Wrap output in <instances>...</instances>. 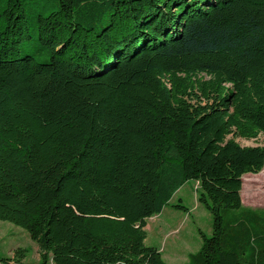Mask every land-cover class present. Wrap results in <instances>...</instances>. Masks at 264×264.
I'll list each match as a JSON object with an SVG mask.
<instances>
[{
    "label": "trees",
    "instance_id": "obj_1",
    "mask_svg": "<svg viewBox=\"0 0 264 264\" xmlns=\"http://www.w3.org/2000/svg\"><path fill=\"white\" fill-rule=\"evenodd\" d=\"M25 5L0 8V220L39 264H170L145 227L190 180L212 235L183 264H264V210L241 198L264 146L236 141L264 136V0ZM31 20L44 62L20 55Z\"/></svg>",
    "mask_w": 264,
    "mask_h": 264
},
{
    "label": "rangeland",
    "instance_id": "obj_2",
    "mask_svg": "<svg viewBox=\"0 0 264 264\" xmlns=\"http://www.w3.org/2000/svg\"><path fill=\"white\" fill-rule=\"evenodd\" d=\"M7 0H0V8L5 7ZM28 16L40 13L49 15L58 10V0H25ZM32 39L24 41L21 56L33 55L39 62L47 58L37 50L40 46L38 30L31 20ZM242 146H264V136L257 139L236 138ZM199 184L194 180L186 182L174 194L170 205L159 214L147 219L145 227L147 236L145 245L156 247L162 253L163 259L170 264L187 263L190 253H195L202 246V236L212 235V214L198 200ZM241 198L244 206L264 210V168L258 174L243 176ZM182 203L188 211L179 210L173 205ZM26 249L25 264H39V247L23 228L0 220V256H13L15 249ZM48 264H55L50 258Z\"/></svg>",
    "mask_w": 264,
    "mask_h": 264
},
{
    "label": "crops",
    "instance_id": "obj_3",
    "mask_svg": "<svg viewBox=\"0 0 264 264\" xmlns=\"http://www.w3.org/2000/svg\"><path fill=\"white\" fill-rule=\"evenodd\" d=\"M39 249V248H38ZM24 262V264H25V260L23 261Z\"/></svg>",
    "mask_w": 264,
    "mask_h": 264
},
{
    "label": "water",
    "instance_id": "obj_4",
    "mask_svg": "<svg viewBox=\"0 0 264 264\" xmlns=\"http://www.w3.org/2000/svg\"><path fill=\"white\" fill-rule=\"evenodd\" d=\"M0 264H4V263H1V262H0Z\"/></svg>",
    "mask_w": 264,
    "mask_h": 264
}]
</instances>
